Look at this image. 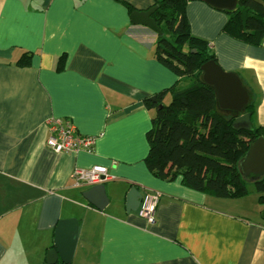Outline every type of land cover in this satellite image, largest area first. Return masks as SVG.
I'll list each match as a JSON object with an SVG mask.
<instances>
[{
    "label": "crops",
    "instance_id": "obj_1",
    "mask_svg": "<svg viewBox=\"0 0 264 264\" xmlns=\"http://www.w3.org/2000/svg\"><path fill=\"white\" fill-rule=\"evenodd\" d=\"M124 1L147 10L156 0ZM187 14L219 63L240 74L253 124L264 126V41L224 33L226 10L206 1L189 0ZM157 39L116 0H0V264L47 262L56 227L69 218L78 220V235L65 264H264V204L250 206V193L208 195L146 164L154 110L145 99L178 80L154 57ZM24 53L31 64L18 66ZM52 116L96 135L93 149L50 148ZM96 164L111 174L104 209L84 195L93 186L73 178L74 169ZM134 188L142 199L160 192L154 223L139 215V193L128 198Z\"/></svg>",
    "mask_w": 264,
    "mask_h": 264
},
{
    "label": "trees",
    "instance_id": "obj_2",
    "mask_svg": "<svg viewBox=\"0 0 264 264\" xmlns=\"http://www.w3.org/2000/svg\"><path fill=\"white\" fill-rule=\"evenodd\" d=\"M122 2L132 14L136 9ZM189 0H156L152 16L163 30L158 34L154 57L172 70L178 80L171 87L155 94L158 101L145 99L154 110L153 126L147 136L150 144L146 164L162 179H176L189 188L218 198H241L250 191L239 170V162L247 154L251 142L264 137V126L252 131L233 127L234 115L217 107L214 87L202 80L201 66L218 61L210 42L192 32L187 14ZM152 6V7H153ZM228 20L223 32L252 44L264 41V0H239L235 10H226ZM164 28L171 33L166 36ZM66 55L57 63V70L66 65ZM18 66H29L31 55H24ZM171 101L166 103L167 96ZM163 104L159 108V104ZM247 112H255L250 102ZM258 201L264 204V177L254 181ZM264 217V211L262 213ZM42 264H48L47 262ZM56 264H65L58 261Z\"/></svg>",
    "mask_w": 264,
    "mask_h": 264
},
{
    "label": "water",
    "instance_id": "obj_3",
    "mask_svg": "<svg viewBox=\"0 0 264 264\" xmlns=\"http://www.w3.org/2000/svg\"><path fill=\"white\" fill-rule=\"evenodd\" d=\"M220 10H235L239 0H203ZM157 9L153 6L147 10H135L131 14L134 24L146 25L158 34L163 30L156 23L152 14ZM202 80L213 86L216 93L217 107L219 110L234 115L233 127L252 131L254 124L252 113L247 112L251 101V93L244 80L236 71L226 70L219 62L209 60L201 66ZM157 102V96L150 97ZM163 104H159L161 108ZM239 170L244 178L257 180L264 177V137L260 136L250 144L247 154L239 162ZM139 193L138 206L141 204L142 194L135 188L129 193V197ZM87 200L99 209H104L109 203L104 183L96 184L84 192ZM133 205V204H132ZM132 209H135L133 206ZM78 235V220L76 218L62 219L55 230V246L48 251L47 263L56 264L59 259L64 263L72 261Z\"/></svg>",
    "mask_w": 264,
    "mask_h": 264
},
{
    "label": "built area",
    "instance_id": "obj_4",
    "mask_svg": "<svg viewBox=\"0 0 264 264\" xmlns=\"http://www.w3.org/2000/svg\"><path fill=\"white\" fill-rule=\"evenodd\" d=\"M50 135L47 144L56 152L76 153L82 149L91 151L96 142V135H84L77 131L69 118L50 117L46 120ZM73 178L77 186L104 183L111 179L109 169L104 165H93L90 168H76ZM159 191H150L142 199L139 215L149 222L156 221L157 206L160 201Z\"/></svg>",
    "mask_w": 264,
    "mask_h": 264
},
{
    "label": "rangeland",
    "instance_id": "obj_5",
    "mask_svg": "<svg viewBox=\"0 0 264 264\" xmlns=\"http://www.w3.org/2000/svg\"><path fill=\"white\" fill-rule=\"evenodd\" d=\"M166 36L171 37V33L168 31V34H166ZM170 101H171V96H168L165 102L169 103ZM242 177L244 178V176H242ZM246 182H247L248 189L250 191V194L248 195L249 204H250V206L251 205L254 206L255 202L258 199V193H257V190H256V185H255L254 181H249L248 180ZM74 264H76V263H74Z\"/></svg>",
    "mask_w": 264,
    "mask_h": 264
}]
</instances>
